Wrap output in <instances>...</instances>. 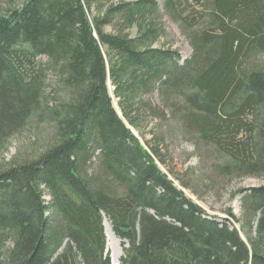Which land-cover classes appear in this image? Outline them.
Returning a JSON list of instances; mask_svg holds the SVG:
<instances>
[{
	"label": "trees",
	"instance_id": "obj_1",
	"mask_svg": "<svg viewBox=\"0 0 264 264\" xmlns=\"http://www.w3.org/2000/svg\"><path fill=\"white\" fill-rule=\"evenodd\" d=\"M163 17L187 58L153 45ZM160 120L209 190L264 177V0H0V264H112L104 217L119 264H264V184L208 215L159 168ZM25 131L37 151L5 161Z\"/></svg>",
	"mask_w": 264,
	"mask_h": 264
},
{
	"label": "rangeland",
	"instance_id": "obj_2",
	"mask_svg": "<svg viewBox=\"0 0 264 264\" xmlns=\"http://www.w3.org/2000/svg\"><path fill=\"white\" fill-rule=\"evenodd\" d=\"M162 22L164 24L166 35L159 41H156L153 45L159 46L161 41H163L164 44L168 42L170 46L176 48L179 51L182 59L187 58L191 53V49L186 39L180 34L176 24L172 23L166 17H163ZM105 30L110 31L111 29L110 27H106ZM42 61L44 60L42 59ZM108 88L111 92L110 84L108 85ZM112 102L115 110L119 114L116 100L113 99ZM158 125L162 127V130L166 135L164 146L167 147V151L165 149L163 150V159L165 164L158 163L159 168L166 173L168 169H172L175 175L187 181L191 185L190 188H182L177 180L174 182L175 185L183 189L185 195L200 205L208 215L220 218L228 217L226 211L230 210L231 213L239 216L241 197L239 191L243 190L244 188L255 187L264 184V177H242L233 179L227 183L226 181H222L215 176L214 181H217L216 187L209 190V188L206 186L208 185L206 176L209 172L208 164L211 160L198 154L192 142H190L188 138H185L180 132L174 134L170 133L168 130L170 127L167 126L164 121L160 120ZM149 127L150 126L147 127V131H149ZM154 131H156V129H153L152 133H154ZM133 132L139 137L136 131ZM149 137L150 134L147 133L144 138L139 137V140L141 143H144V139H148ZM32 147L34 149H32ZM37 147L38 145L35 137H33L30 132L25 131L22 135H18L10 139L8 143V149L3 155L4 160L10 161V159L16 155H21L22 157L32 155L37 151L35 150ZM169 176L170 178H173L170 174ZM113 236L114 240H109L105 235L106 249L108 251L111 263L119 264L120 257L123 255V249L127 245L125 242L118 239L114 234ZM114 258L117 259L116 263L113 262Z\"/></svg>",
	"mask_w": 264,
	"mask_h": 264
},
{
	"label": "bare ground",
	"instance_id": "obj_3",
	"mask_svg": "<svg viewBox=\"0 0 264 264\" xmlns=\"http://www.w3.org/2000/svg\"><path fill=\"white\" fill-rule=\"evenodd\" d=\"M103 225H104V233H105L107 239H109V240L113 239L114 240V236H113V234H112V232L110 230V226H109L108 220L105 217L103 218ZM107 245H108V243H107ZM116 258L113 259V262H115V263H116V260H117Z\"/></svg>",
	"mask_w": 264,
	"mask_h": 264
}]
</instances>
